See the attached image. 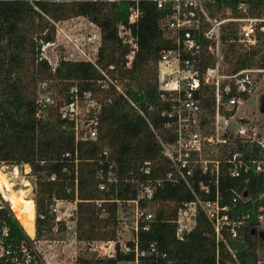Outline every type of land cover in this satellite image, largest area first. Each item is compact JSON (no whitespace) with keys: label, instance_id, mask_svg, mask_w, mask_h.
Instances as JSON below:
<instances>
[{"label":"trees","instance_id":"obj_1","mask_svg":"<svg viewBox=\"0 0 264 264\" xmlns=\"http://www.w3.org/2000/svg\"><path fill=\"white\" fill-rule=\"evenodd\" d=\"M243 1L248 4V12L239 9ZM219 3L217 12L229 8L234 17H264V0H220ZM38 7L36 9L25 1H0V163L29 165L36 185V238H31L0 192L1 243L13 250L22 245L34 250L33 243L41 239L44 230L52 232L51 222L56 220L52 206L58 199L77 202L80 240L117 241L119 204L104 202L99 207L95 201L138 199V181L148 178L140 172L145 161L153 162L152 179L164 178L169 171V161L162 155L163 146L158 137L159 134L163 140L167 139L157 95V62L161 50L167 46L160 25L162 13L152 3H143V14L132 25L138 50L132 66L127 67L130 48L118 35V25L128 24L129 20L126 2L108 5L44 1ZM75 16L88 18L101 30L97 61L62 58L53 66L41 55L42 44L56 39V27L49 19L58 22ZM238 32L237 22L223 26L226 60L233 62L235 71L253 66L264 68V31H259V42L255 46L242 51L237 48ZM232 55L235 61L230 58ZM152 69L155 71L150 75ZM108 75L124 81V90L119 91L113 84L103 87ZM48 80L64 83L65 100L60 106L71 100L72 87L81 95L89 91L103 94L97 141H77L73 123L61 113H48V117L39 115L42 105L33 87L38 81ZM261 109L264 110V100ZM240 148L248 154L264 157V151L258 145L245 144ZM105 149L109 150L108 155L104 154ZM67 152H71L72 157H66ZM110 164H113L118 182L111 184L109 191L100 190L97 172L103 169L106 177ZM246 177L221 178L223 204L231 205L235 215L250 213L236 238L226 233L224 239L218 240L214 227L201 210L195 228L187 237L184 240L176 238L174 220L179 206L196 200L197 196L206 200L214 199L216 195L214 187L210 193L200 190L199 177L196 176L193 189L183 180H164L158 187L151 201L157 207L150 229L144 230L145 222L140 221V248L156 242L169 253L175 264H264L255 238L260 225L257 221L258 203L238 201L234 206L232 202L235 191H243L244 186L253 199L262 191V182L255 173L247 183ZM148 204L140 200L142 207ZM104 209L109 213L107 217L102 216ZM57 224L65 227L62 221ZM128 244L133 245V242L128 241ZM132 258L133 253H123L117 243L116 257H79L77 262L118 264ZM0 264L13 263L2 256Z\"/></svg>","mask_w":264,"mask_h":264},{"label":"built area","instance_id":"obj_2","mask_svg":"<svg viewBox=\"0 0 264 264\" xmlns=\"http://www.w3.org/2000/svg\"><path fill=\"white\" fill-rule=\"evenodd\" d=\"M25 1L39 9L41 2L51 3H97L129 5L128 24L118 25V35L124 45L130 48L127 55V67H131L138 50V39L133 33L132 25L140 20L143 14V3H152L162 14L160 25L164 38L167 41L157 62V95L159 100V113L164 119L163 129L167 139L163 140L162 155L169 161V171L164 178H150L153 172V162L145 161L140 166V172L147 175L145 180L138 181L140 191L138 199L124 202L135 203V221L131 227L133 236L128 242L120 246L123 253H133L127 264H175L166 250L160 248L158 243H151L146 248H140L138 232L140 221L145 222L143 229L149 230L155 215L140 205V200L149 204L155 196L156 190L164 180L185 181L189 187L194 188L193 180L199 177L200 190L210 193L215 188L214 199H197L179 206L174 220L176 238L184 240L195 228L199 210L203 211L215 230L218 240L224 239L226 233L233 238L238 236L239 228L250 217V213L235 215V209L229 204H223L224 196L221 193V178H245L249 181L255 173L262 182V191L253 199L247 192L235 191L232 199L234 206L238 201L253 204L258 203L257 221L264 223V157L246 153L240 145H258L264 151V133L257 130L254 119L238 116L241 106L254 95H260V76L264 68L247 67L239 70L229 68L225 58V42L222 39L223 26L230 22H237L239 28L238 42L248 48L258 43L259 31H264V17L227 16L222 17V11L217 12L216 7L220 0H0ZM222 4V1H221ZM239 9L248 12V4L241 2ZM231 10L226 9V12ZM215 13V15H214ZM217 13V14H216ZM232 14V12H231ZM234 41V40H231ZM215 59V62L212 61ZM71 100L61 107V115L73 123L76 140L97 141L99 138L98 115L102 108L91 91L81 95L77 88L72 87ZM87 102L89 109L85 115L82 103ZM84 114V115H83ZM86 116L82 121L81 116ZM157 133V132H156ZM217 149L218 155H209ZM108 155L109 150L105 149ZM78 155L77 152L75 154ZM72 157L71 152L65 154ZM75 162L78 158L75 157ZM55 177H53L54 179ZM100 180V190L111 189V184L118 182L113 164L105 177L103 169L97 172ZM68 200H56L53 211L58 210L60 204L69 203ZM101 207L104 202L121 203L119 199L97 200ZM73 203V202H72ZM77 203V202H74ZM148 204V205H149ZM57 207V208H56ZM148 207V206H147ZM119 212V210H118ZM232 212L234 214H232ZM109 215L104 209L103 215ZM119 224L125 223L124 229L129 228L124 219L117 217ZM57 223L62 218L57 215ZM76 226V225H75ZM72 228L68 225L67 229ZM130 229V228H129ZM117 243L115 240L95 241L93 245L99 247V256L116 257ZM0 253L13 264H41V255L36 250H30L25 245L13 250L5 248L0 240ZM95 248L94 250H97ZM233 256L234 251L230 249ZM120 263V262H119ZM239 264V263H238Z\"/></svg>","mask_w":264,"mask_h":264},{"label":"rangeland","instance_id":"obj_3","mask_svg":"<svg viewBox=\"0 0 264 264\" xmlns=\"http://www.w3.org/2000/svg\"><path fill=\"white\" fill-rule=\"evenodd\" d=\"M222 17L232 16L230 11H222ZM56 27V39L55 42H45L41 46V55L48 59V61L56 66L60 59H71V60H87L96 62L98 58V51L101 45V30L100 28L91 22L88 18L83 16H75L67 20L54 21L49 19ZM239 35V34H238ZM259 42V41H258ZM262 44V43H261ZM226 46V43H225ZM259 47H262L259 45ZM237 48L239 51L249 49L247 46L241 43H237ZM232 60L235 61L234 55L230 56ZM229 68H232L233 62L227 61ZM155 71V70H154ZM153 69L150 75L153 74ZM264 79V74L260 76V81ZM105 88L109 84L116 85L119 91L124 90V81L120 79L114 80L110 75L106 77L103 82ZM261 91L260 95H254L249 100H247L238 111V116L251 117L254 119V125L257 130L264 133V110L261 109L262 101L264 100V81L260 84ZM64 83H57L56 81H38L33 87L35 94L38 98V102L42 105V109L39 111V115L48 117V113L57 114L61 113V107L64 105H59L61 101L65 100V91L63 90ZM62 90V92H60ZM95 99L102 104L101 101L103 94L97 92L95 94ZM89 104L87 102L82 103V108L85 115L89 109ZM84 115V114H83ZM81 116L82 121L86 119V116ZM209 155H218L217 149L213 150V153H207ZM0 168L5 169L9 177L12 178V182L15 183V189H23L26 197L34 200L33 214L34 219L36 217V204H35V177L31 174V168L29 165H14L13 163L6 164L0 163ZM19 168L20 175L19 178L14 177V171ZM25 181H29V185H25ZM2 197L5 201H8L4 192L0 188ZM10 204V202L8 201ZM56 204V202H55ZM54 204V207L56 206ZM11 205V204H10ZM156 205L151 203L148 207H145L148 211L156 215ZM57 208V207H56ZM53 210V209H52ZM135 210L136 204L121 201L119 203L118 216L120 219L126 220L128 223L127 229H124L125 223L119 224L116 228L117 238L120 241V246L127 243L133 236L132 226L135 221ZM54 213L62 218V224H57L56 221H52L53 226L52 232L48 229L44 230V235L41 239L33 243L34 250H36L40 255L42 262L41 264H79L77 259L79 257L88 258H102L99 256V247L93 245L95 241L80 240L78 238L77 230V203H62L58 206V210ZM71 225L72 228H68ZM76 225V226H75ZM36 226V224H35ZM109 228V227H108ZM112 228V227H111ZM31 238H36V233ZM255 238L259 243V255L262 260H264V223H260L255 231ZM98 248L97 250H94ZM3 248L0 247V253ZM119 264H127L125 261H120Z\"/></svg>","mask_w":264,"mask_h":264},{"label":"bare ground","instance_id":"obj_4","mask_svg":"<svg viewBox=\"0 0 264 264\" xmlns=\"http://www.w3.org/2000/svg\"><path fill=\"white\" fill-rule=\"evenodd\" d=\"M14 173L15 178H19L20 170L16 168ZM29 181H25L28 186ZM15 183L9 177L5 169L0 168V188L4 192L5 198L10 202L14 213L17 215L22 225L31 236L36 233L35 219L33 214L34 200L26 197L23 189H15Z\"/></svg>","mask_w":264,"mask_h":264},{"label":"crops","instance_id":"obj_5","mask_svg":"<svg viewBox=\"0 0 264 264\" xmlns=\"http://www.w3.org/2000/svg\"><path fill=\"white\" fill-rule=\"evenodd\" d=\"M36 224V223H35ZM119 264V263H118Z\"/></svg>","mask_w":264,"mask_h":264}]
</instances>
